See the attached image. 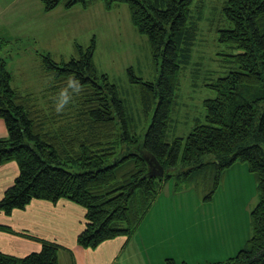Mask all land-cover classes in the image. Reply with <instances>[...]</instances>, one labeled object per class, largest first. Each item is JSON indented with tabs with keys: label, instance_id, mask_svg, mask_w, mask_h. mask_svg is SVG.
Listing matches in <instances>:
<instances>
[{
	"label": "trees",
	"instance_id": "1",
	"mask_svg": "<svg viewBox=\"0 0 264 264\" xmlns=\"http://www.w3.org/2000/svg\"><path fill=\"white\" fill-rule=\"evenodd\" d=\"M95 1L107 11L126 4L132 24L148 37L152 57L161 62L157 84L129 71L131 82L140 85L141 112L150 126L139 133L116 86L98 71L94 42L86 50L77 46L78 58L68 62L42 56L49 91L59 96L66 89L76 109L67 125L15 89L6 62L0 61V119L8 132L0 138V166L15 162L19 168L0 199V211L10 216L33 201L68 200L86 211L78 245L95 250L110 240L132 238L174 174L187 181L210 180L205 200H213L224 171L242 161L259 181L253 237L235 257L204 264H264V0H226L223 11L234 27L222 30L220 41L233 50L229 63L235 67L208 84L216 97L204 101L206 122L172 141L180 73L191 62L197 38L190 22L195 0H43V5L51 12L60 6L88 9ZM70 81H78V87ZM143 149L158 159L164 177H147ZM0 231L12 229L0 226ZM42 244L41 251L23 258L0 253V264H60L62 247Z\"/></svg>",
	"mask_w": 264,
	"mask_h": 264
},
{
	"label": "rangeland",
	"instance_id": "2",
	"mask_svg": "<svg viewBox=\"0 0 264 264\" xmlns=\"http://www.w3.org/2000/svg\"><path fill=\"white\" fill-rule=\"evenodd\" d=\"M225 2L195 0L191 7L190 22L196 24L197 38L190 64L181 69L179 104L169 132L171 141L187 137L197 125L206 122L204 101L216 97L208 84L235 67L229 63L233 50L220 41L221 31L234 27L224 14ZM93 42L99 73L108 75L116 86L129 113L135 116L139 133L147 130L150 122L141 112L140 85L131 82L129 71L144 82L157 84L161 62L157 64L152 57L148 37L132 24L126 4L107 11L100 1H95L88 9L60 6L45 12L43 0H0V61L6 62L12 74V86L23 95H31L44 114L58 124L71 122L76 109L68 102L62 111L56 110L59 96L48 89L42 56L50 54L57 62H68L78 58L77 46L86 50ZM211 185L210 180L199 183L174 174L136 236L134 233L122 263L139 264L133 257L139 237L143 242L157 238L155 243L161 251L186 256L188 264L226 261L245 249L253 237L251 213L261 197L257 176L246 163L237 161L224 171L213 200H205ZM70 259L66 257L62 262L70 263Z\"/></svg>",
	"mask_w": 264,
	"mask_h": 264
},
{
	"label": "crops",
	"instance_id": "3",
	"mask_svg": "<svg viewBox=\"0 0 264 264\" xmlns=\"http://www.w3.org/2000/svg\"><path fill=\"white\" fill-rule=\"evenodd\" d=\"M7 136L6 125L0 119V138ZM18 174L19 168L15 162L0 166V199L6 189L14 183ZM85 213L84 208L68 200H62L57 204L33 201L25 210L15 211L10 216L0 211V226L12 229L11 233L0 231V253L23 258L41 251L42 243L46 241L62 247L59 251L60 264H123L122 256L125 250H129L133 237L107 241L95 250L78 245L77 238L85 229ZM149 233L151 234L150 230ZM156 239L143 242L142 237H139L133 256L137 263L155 264L159 258L157 264H164L167 259H174L177 264L187 262L186 256L183 258L179 254L174 256L161 251L159 244L155 243ZM148 243L153 246H147ZM148 250H151V253ZM66 257L71 258L70 263L62 262Z\"/></svg>",
	"mask_w": 264,
	"mask_h": 264
},
{
	"label": "water",
	"instance_id": "4",
	"mask_svg": "<svg viewBox=\"0 0 264 264\" xmlns=\"http://www.w3.org/2000/svg\"><path fill=\"white\" fill-rule=\"evenodd\" d=\"M143 159L147 162L149 172L148 178H162L165 175V169L158 161V159L146 149L142 150Z\"/></svg>",
	"mask_w": 264,
	"mask_h": 264
},
{
	"label": "clouds",
	"instance_id": "5",
	"mask_svg": "<svg viewBox=\"0 0 264 264\" xmlns=\"http://www.w3.org/2000/svg\"><path fill=\"white\" fill-rule=\"evenodd\" d=\"M73 86L78 87V81H70ZM70 100V94L68 93V91L66 89L62 90L59 94V100L58 103L56 104V110L62 111L64 109V107L68 104Z\"/></svg>",
	"mask_w": 264,
	"mask_h": 264
}]
</instances>
